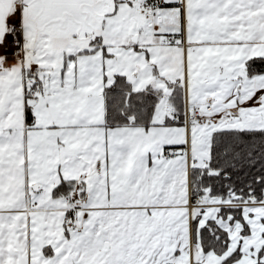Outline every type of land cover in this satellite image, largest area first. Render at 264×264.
Masks as SVG:
<instances>
[{"label":"snow or ice","instance_id":"snow-or-ice-1","mask_svg":"<svg viewBox=\"0 0 264 264\" xmlns=\"http://www.w3.org/2000/svg\"><path fill=\"white\" fill-rule=\"evenodd\" d=\"M0 264H264V0H0Z\"/></svg>","mask_w":264,"mask_h":264}]
</instances>
